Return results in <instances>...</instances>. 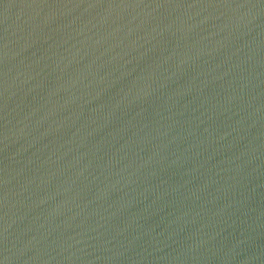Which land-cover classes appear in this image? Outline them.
Wrapping results in <instances>:
<instances>
[{"label":"water","instance_id":"95a60500","mask_svg":"<svg viewBox=\"0 0 264 264\" xmlns=\"http://www.w3.org/2000/svg\"><path fill=\"white\" fill-rule=\"evenodd\" d=\"M0 264H264V0H0Z\"/></svg>","mask_w":264,"mask_h":264}]
</instances>
